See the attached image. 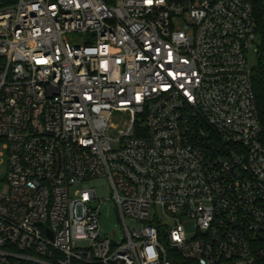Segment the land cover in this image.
I'll return each instance as SVG.
<instances>
[{
  "label": "built area",
  "instance_id": "2783aa9c",
  "mask_svg": "<svg viewBox=\"0 0 264 264\" xmlns=\"http://www.w3.org/2000/svg\"><path fill=\"white\" fill-rule=\"evenodd\" d=\"M256 4L0 0V264L264 261Z\"/></svg>",
  "mask_w": 264,
  "mask_h": 264
},
{
  "label": "rangeland",
  "instance_id": "374dc122",
  "mask_svg": "<svg viewBox=\"0 0 264 264\" xmlns=\"http://www.w3.org/2000/svg\"><path fill=\"white\" fill-rule=\"evenodd\" d=\"M66 40L72 46H81L84 44H93L95 38L87 33H68L66 34ZM257 42L260 44L261 39L258 38ZM247 57L252 66L258 67L259 62L255 54L250 52ZM5 169V157L2 156L0 157V193L6 192L7 190V185L4 181ZM79 188H93L96 197L102 201L100 204V235H104L111 239V234L114 232L116 235L115 240L121 241V228L117 219L115 204L112 200V192L107 180L105 178H97L80 185Z\"/></svg>",
  "mask_w": 264,
  "mask_h": 264
},
{
  "label": "trees",
  "instance_id": "16d2710c",
  "mask_svg": "<svg viewBox=\"0 0 264 264\" xmlns=\"http://www.w3.org/2000/svg\"><path fill=\"white\" fill-rule=\"evenodd\" d=\"M262 6L256 4V15L258 18V30L260 38L263 43V55L259 60V65L255 69V76L253 79V90L255 93V100L259 117L264 125V11ZM259 264H264V261Z\"/></svg>",
  "mask_w": 264,
  "mask_h": 264
}]
</instances>
